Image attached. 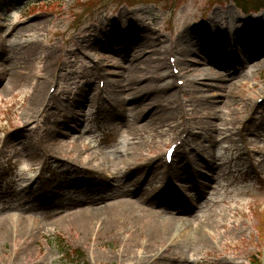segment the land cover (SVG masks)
I'll use <instances>...</instances> for the list:
<instances>
[{"label": "rangeland", "instance_id": "1", "mask_svg": "<svg viewBox=\"0 0 264 264\" xmlns=\"http://www.w3.org/2000/svg\"><path fill=\"white\" fill-rule=\"evenodd\" d=\"M222 3L0 0V264H264V12Z\"/></svg>", "mask_w": 264, "mask_h": 264}, {"label": "trees", "instance_id": "2", "mask_svg": "<svg viewBox=\"0 0 264 264\" xmlns=\"http://www.w3.org/2000/svg\"><path fill=\"white\" fill-rule=\"evenodd\" d=\"M225 1L227 0H215V3L219 4ZM233 2L245 13L264 9V0H233Z\"/></svg>", "mask_w": 264, "mask_h": 264}, {"label": "bare ground", "instance_id": "3", "mask_svg": "<svg viewBox=\"0 0 264 264\" xmlns=\"http://www.w3.org/2000/svg\"><path fill=\"white\" fill-rule=\"evenodd\" d=\"M253 30H254V31H258L259 28H253ZM252 36H253V38H254L255 36H257V33L255 32ZM233 38H234V37H233V33H232V34L230 33L228 39H229V40H231V39L233 40ZM253 38H250V39H253ZM261 52H264V47L262 48ZM256 53H258V52H256ZM259 56H260V54H256V55H255V58H257V57H259ZM262 163H263V162H262ZM122 206L125 207V208H127V209L132 208V205H127L126 203L122 204ZM164 232H166V231H164Z\"/></svg>", "mask_w": 264, "mask_h": 264}]
</instances>
